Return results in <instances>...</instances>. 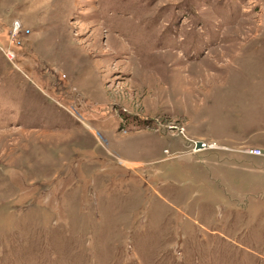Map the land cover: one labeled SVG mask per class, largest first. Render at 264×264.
I'll return each mask as SVG.
<instances>
[{"label": "rangeland", "instance_id": "rangeland-1", "mask_svg": "<svg viewBox=\"0 0 264 264\" xmlns=\"http://www.w3.org/2000/svg\"><path fill=\"white\" fill-rule=\"evenodd\" d=\"M263 147L264 0H0V264H264Z\"/></svg>", "mask_w": 264, "mask_h": 264}, {"label": "built area", "instance_id": "built-area-1", "mask_svg": "<svg viewBox=\"0 0 264 264\" xmlns=\"http://www.w3.org/2000/svg\"><path fill=\"white\" fill-rule=\"evenodd\" d=\"M13 29L15 32H19L20 31V27L17 23H15L13 25ZM203 148H215L216 145L213 143V144H202ZM249 154H252V155H255V156H260L261 155V152L260 150L258 149H252L248 152Z\"/></svg>", "mask_w": 264, "mask_h": 264}, {"label": "crops", "instance_id": "crops-1", "mask_svg": "<svg viewBox=\"0 0 264 264\" xmlns=\"http://www.w3.org/2000/svg\"><path fill=\"white\" fill-rule=\"evenodd\" d=\"M258 146H259V145H258ZM263 148H264V147H263ZM258 150H259V149H258ZM240 154L243 155V156H248V157H253V158H255L254 155L249 154V153H240ZM258 163H259L261 166H263V165H264V157H262ZM253 171H254V170H253Z\"/></svg>", "mask_w": 264, "mask_h": 264}, {"label": "water", "instance_id": "water-1", "mask_svg": "<svg viewBox=\"0 0 264 264\" xmlns=\"http://www.w3.org/2000/svg\"><path fill=\"white\" fill-rule=\"evenodd\" d=\"M203 148V146H202V143L201 142H196L195 143V149L196 150H201Z\"/></svg>", "mask_w": 264, "mask_h": 264}]
</instances>
